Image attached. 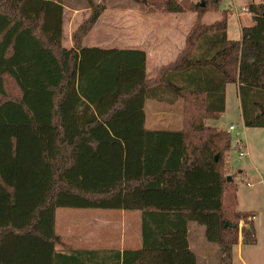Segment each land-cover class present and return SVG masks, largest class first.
Here are the masks:
<instances>
[{"label":"trees","instance_id":"16d2710c","mask_svg":"<svg viewBox=\"0 0 264 264\" xmlns=\"http://www.w3.org/2000/svg\"><path fill=\"white\" fill-rule=\"evenodd\" d=\"M88 1L67 48L62 0H0V264H198L192 221L219 245V264H234L241 236L257 243L255 214L238 209L225 174L230 134L205 120L237 83L245 126L264 128V3L248 7L241 40L228 38L226 11L202 22L222 0L154 3L197 20L177 60L148 79L143 50L83 46L106 9ZM165 90L183 99L184 127L147 129L145 101ZM64 207L141 211V248L57 250Z\"/></svg>","mask_w":264,"mask_h":264},{"label":"rangeland","instance_id":"374dc122","mask_svg":"<svg viewBox=\"0 0 264 264\" xmlns=\"http://www.w3.org/2000/svg\"><path fill=\"white\" fill-rule=\"evenodd\" d=\"M100 3L103 0H93ZM161 0H105L106 9L95 23L89 33L83 38L82 44L89 42L100 46H123L134 45L140 41L141 32L149 34L154 31V23L159 28L173 29V21L182 20L189 21L191 15H168L171 12L156 5ZM186 7L192 4L203 3L204 0H178ZM64 4V35L63 45L72 44L73 29L78 28L84 23L91 14L88 0H62ZM222 7H232V0H222ZM186 12H193L187 10ZM148 20L144 16L151 15ZM157 14V15H155ZM160 14V15H159ZM177 17V19H176ZM153 22V23H151ZM185 22H180L178 27L185 25ZM138 38V40H136ZM154 77L153 79H155ZM9 92L16 95V89L11 84ZM165 95V92L163 93ZM238 91L235 84H229L227 91V110L223 114L221 121L224 126H230L232 123L237 125V128L231 133L228 128L221 127L230 134L232 138V147L229 151V165L225 169L227 176L233 175L237 183L238 209L241 211H249L255 214L253 221L255 222L257 231L256 244H244L241 249L236 245L234 247V264H264V128L262 127H246L240 111V101ZM226 105V103H225ZM242 109V105H241ZM182 112V108L180 109ZM207 120H205V124ZM182 125V118H181ZM218 128V127H217ZM219 129V128H218ZM242 139L243 143H247L248 155L240 157L237 139ZM244 169V173H240V169ZM250 183V184H248ZM121 210H98V209H82V208H58L56 211V233L61 234V243L56 245L57 250L71 252L76 249H85L94 247H110L111 249L120 248L124 242L123 226ZM129 216H140V211H127ZM94 214H104L107 217H114L103 232V240L100 236L95 244L81 242L84 239L86 225L98 228L100 223L92 225L91 219ZM133 218L130 219V222ZM137 224V223H136ZM244 221L240 222L241 227ZM141 219H139L137 227L140 229ZM197 229L199 237H204L203 241L195 237L194 244L199 250L201 264H219L220 249L216 243L209 242L205 237V226L197 222H190L189 229ZM131 230L126 229L125 247H140L137 246L138 233L136 225H130ZM192 232V231H191ZM99 234H102L99 232ZM202 235V236H201ZM195 236V235H194ZM191 237V233H190ZM142 238V237H141ZM242 238V236H241ZM65 240V241H63ZM199 240V241H197ZM210 244V245H208ZM136 245V246H134ZM203 250V251H202ZM202 252L206 254L203 257ZM202 256V257H201Z\"/></svg>","mask_w":264,"mask_h":264},{"label":"crops","instance_id":"0c3cea01","mask_svg":"<svg viewBox=\"0 0 264 264\" xmlns=\"http://www.w3.org/2000/svg\"><path fill=\"white\" fill-rule=\"evenodd\" d=\"M233 6L232 7H220V10L208 12L202 17V22L205 24H213L214 22L220 20L223 16V12L226 11L228 13V28H227V36L229 39L232 40H241L242 34H243V28L249 27L254 24L253 14L249 11L248 7L251 4H259L264 3V0H232ZM157 15V14H155ZM160 15V14H159ZM168 15H181V16H188L191 15V19L189 21H182L177 20L173 21L174 28L173 29H166V28H159L157 25L153 29L154 31H150L149 34L146 32H141V39L140 41L136 42L134 45H123V46H100L97 44H91L89 42L83 43V46L86 47H102V48H123V49H139L143 50L146 53L147 56V66H146V73L148 79H153L154 77H157L160 69L163 66L169 65L170 63L177 60L179 54L183 51L186 45V37L188 33L190 32L192 26L197 20V13L196 12H181V13H171ZM151 15L144 16V19L148 20ZM177 19V17H176ZM180 22H185L186 24L178 27V24ZM153 23V22H151ZM76 30V28L73 29L72 33ZM138 40V38H136ZM72 44L66 46L67 48H71L73 46V41H71ZM229 84H235L236 89L238 91L239 95V86L237 83H229ZM226 86V108L225 112L227 110V91L228 86ZM165 95H158V96H148V98L145 101V126L147 129L150 130H180L184 127V114H183V108H184V101L181 97L175 98L168 90H165ZM239 101H240V111L242 114L241 109V98L240 95ZM182 108V112H180V109ZM224 112V113H225ZM223 113V114H224ZM223 114L217 118V119H206L208 126L218 127L221 129V127H225L226 129L228 126H224L223 122L221 121V118ZM181 118H182V125H181ZM243 118V116H242ZM247 144V143H246ZM248 147V145H247ZM240 173H244V169L239 170ZM82 209H98V210H121L122 215V223L125 227V231L123 232L124 242L120 246V250L124 249H139L142 246V234H141V226L140 229L137 227L139 219H141V211L140 216H129L127 211H135V210H124V209H100V208H82ZM139 211V210H137ZM114 217H107V215L104 214H94L91 218L93 222L92 225H96V223H100L98 228L90 227L86 225L85 233L81 236L85 235L84 239H80L81 242H86L88 244H95L97 242V239L102 237L103 240V232L109 224H111ZM133 218V224L136 225V232L138 233V240H137V246L141 244L140 247H125V239H126V229L131 230L130 225L132 222H130V219ZM137 223V224H136ZM102 234H99L101 232ZM192 231V232H191ZM57 232V231H56ZM191 233V237H190ZM58 234V233H57ZM61 237V234H58ZM195 235V236H194ZM199 233H197V229H194L190 227L188 239H189V245L192 251L195 252L198 259V264H201L199 262L200 260V254L199 250L196 248L194 244V239L197 237V239H201L203 241V247L207 246L204 240V237H199ZM206 237V236H205ZM62 240V238H61ZM65 241V240H63ZM199 241V240H197ZM210 245V244H208ZM239 246V249L244 245L242 243V238L240 237V241L237 244ZM136 246V245H134ZM236 246V245H235ZM234 246V247H235ZM210 247V246H207ZM85 249H94V250H104V249H111L110 247H94L91 248H85ZM220 249V248H219ZM203 251V250H202ZM203 257H206V254L202 252ZM202 257V256H201ZM233 262H234V248H233ZM220 263V262H219ZM244 264H247L246 262Z\"/></svg>","mask_w":264,"mask_h":264},{"label":"built area","instance_id":"2783aa9c","mask_svg":"<svg viewBox=\"0 0 264 264\" xmlns=\"http://www.w3.org/2000/svg\"><path fill=\"white\" fill-rule=\"evenodd\" d=\"M237 128V125L236 124H231L229 127H228V131L231 133L232 131H234L235 129ZM237 145L239 147V155L240 157H244L246 155H248V151H245V148L248 149L247 147V144L246 143H243V140L242 139H237ZM250 184V183H248Z\"/></svg>","mask_w":264,"mask_h":264},{"label":"water","instance_id":"95a60500","mask_svg":"<svg viewBox=\"0 0 264 264\" xmlns=\"http://www.w3.org/2000/svg\"><path fill=\"white\" fill-rule=\"evenodd\" d=\"M228 180L231 181L232 180V177L231 176H228ZM227 226H228V224H227Z\"/></svg>","mask_w":264,"mask_h":264}]
</instances>
